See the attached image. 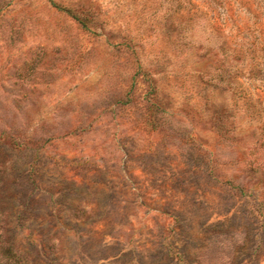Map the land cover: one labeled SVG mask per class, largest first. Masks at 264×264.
<instances>
[{
  "label": "rangeland",
  "instance_id": "obj_1",
  "mask_svg": "<svg viewBox=\"0 0 264 264\" xmlns=\"http://www.w3.org/2000/svg\"><path fill=\"white\" fill-rule=\"evenodd\" d=\"M0 208L25 264H264V0H0Z\"/></svg>",
  "mask_w": 264,
  "mask_h": 264
},
{
  "label": "trees",
  "instance_id": "obj_2",
  "mask_svg": "<svg viewBox=\"0 0 264 264\" xmlns=\"http://www.w3.org/2000/svg\"><path fill=\"white\" fill-rule=\"evenodd\" d=\"M60 10L72 13L70 10ZM76 18L77 16H73ZM77 19V18H76ZM3 211L0 208V264H25L21 254L16 251L15 243L10 236V230L3 225Z\"/></svg>",
  "mask_w": 264,
  "mask_h": 264
}]
</instances>
